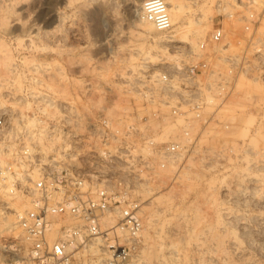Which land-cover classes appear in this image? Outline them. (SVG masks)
Instances as JSON below:
<instances>
[{
    "label": "rangeland",
    "instance_id": "374dc122",
    "mask_svg": "<svg viewBox=\"0 0 264 264\" xmlns=\"http://www.w3.org/2000/svg\"><path fill=\"white\" fill-rule=\"evenodd\" d=\"M127 2L0 0V108L8 107L9 113L26 118L32 132L36 129L33 141L40 150L49 152L60 144L57 135L52 138L41 130L44 119L63 116L67 103L78 109L83 130L82 125L98 114L111 115L109 108L118 102L128 110L110 116L116 119L143 102L139 90L144 83L136 81L139 71L148 78L171 60L161 59L164 43L159 35L183 31L188 20L200 16L206 6L211 15L203 22L205 36L216 3L178 0L185 9L182 18L169 32H160L145 22L137 25L135 9ZM55 8H59L60 18L54 16ZM33 22L37 28H30ZM110 32L114 37L107 40ZM178 45H184V51L190 48L188 43L172 40L168 44L172 55L182 52L184 46ZM247 89L245 96L236 99L238 106L246 108L231 117L235 124L211 125L200 145L185 157L179 174L163 173L151 181L153 193H143L145 245L141 258L149 259L148 264H264V86L251 84ZM255 93L260 104L253 102ZM100 95L103 104L92 105ZM251 116L255 120L246 133L244 125ZM10 181V177L0 180V264H14L25 255L15 218L17 211L27 207L26 197L10 195L5 188ZM160 194L164 200L158 202L155 197ZM15 202L22 207L11 206ZM7 214L15 216L10 228Z\"/></svg>",
    "mask_w": 264,
    "mask_h": 264
},
{
    "label": "built area",
    "instance_id": "2783aa9c",
    "mask_svg": "<svg viewBox=\"0 0 264 264\" xmlns=\"http://www.w3.org/2000/svg\"><path fill=\"white\" fill-rule=\"evenodd\" d=\"M166 6L161 32L173 28ZM210 25L149 73L131 112L100 113L80 130L67 103L62 117L44 119L41 134L61 139L49 152L37 148L24 116L0 108V180L10 177L8 193L29 200L16 212L25 255L14 264H146L144 185L177 172L210 125L235 124L227 108L248 85L264 86V0H218ZM93 245L102 258L90 257Z\"/></svg>",
    "mask_w": 264,
    "mask_h": 264
},
{
    "label": "bare ground",
    "instance_id": "6f19581e",
    "mask_svg": "<svg viewBox=\"0 0 264 264\" xmlns=\"http://www.w3.org/2000/svg\"><path fill=\"white\" fill-rule=\"evenodd\" d=\"M64 2H66V4L69 2V0H63ZM128 2H129V4H131L133 7H134V9H135V13H134V19H135V21L137 22V25H141V24H143V22L141 21V19H140V16H139V9L141 8V5L142 4H140V0H127ZM168 4H170V6H169V10H170V14H171V17H172V24L174 25L176 22H177V20H178V18H182V16H183V14H184V10H183V6L181 5V3H179L178 2V0H165ZM211 1V0H210ZM212 1H214V0H212ZM216 2L218 1V0H215ZM127 2V3H128ZM210 4V3H209ZM209 6V5H208ZM203 7V6H202ZM57 8V7H56ZM54 9L53 10V13H54V16L55 17H57V18H60L61 16H60V13H59V8L58 9ZM205 8V10H206V8L208 9V7H204ZM211 8V7H210ZM209 8V9H210ZM201 10H203V8L201 9ZM205 10H203V13L202 14H200V16H198V17H196L195 19H190V20H188V22H187V25L185 26V29L183 30V31H180L178 34L176 33V34H172V35H169V36H162V35H159L160 36V40H161V42H160V40H158L161 44H163V46H161V48H160V51H161V54H160V56H161V59H163V58H171V59H173L178 53H176V54H173L172 55V53L168 50V44H169V42L170 41H172V40H178V42H183V43H188L190 46H193V45H195V43H196V40L200 37V39L204 36V34H205V32L207 31L206 30V28H207V25H204L203 24V22L205 21L206 22V19L208 18V12L207 11H205ZM209 13H210V10H209ZM211 15V14H210ZM209 15V16H210ZM17 19H18V17H17ZM16 20V19H15ZM18 21V20H17ZM145 24L146 25H148V26H151V28L153 27L150 23H146L145 22ZM30 28H37V25H36V23L35 22H33V23H31L30 24ZM150 28V27H149ZM174 28V27H173ZM33 30V29H32ZM38 30V29H37ZM37 32V31H36ZM161 32V31H160ZM160 34V33H159ZM112 33L110 32V33H108V35H107V37H108V39L107 40H109L110 38H112V37H114V36H112ZM117 37V36H116ZM157 41V43L159 44V42ZM117 44V43H116ZM160 44V45H161ZM35 46H36V44H35ZM45 46V45H44ZM157 46V45H156ZM182 46H184V45H178V47H182ZM118 47V46H117ZM159 47V46H158ZM185 46L184 47H182V51H184L185 49ZM135 50H136V48H134ZM140 50V49H139ZM1 51V50H0ZM137 51V50H136ZM150 51V50H149ZM149 51H147V52H149ZM156 51V50H155ZM153 52V54H155L156 52ZM2 52V51H1ZM0 52V53H1ZM157 52H159V51H157ZM160 53V52H159ZM5 54V53H4ZM143 54V53H142ZM144 54H146L145 52H144ZM1 55H2V53H1ZM148 55H149V53H148ZM155 55H157V54H155ZM152 56V55H151ZM159 56V57H160ZM2 57H6V56H2ZM144 57V56H143ZM157 57V56H156ZM158 57V58H159ZM146 58V57H145ZM149 58V57H148ZM148 58H146L147 60H150V59H148ZM10 59V58H9ZM145 59V60H146ZM12 60V59H11ZM141 61H144V59L143 60H141ZM140 61V62H141ZM9 62V61H8ZM141 63H143V62H141ZM145 63V62H144ZM6 64V63H5ZM45 64V63H44ZM134 64V63H133ZM149 64V63H148ZM13 65V64H12ZM12 65H9L8 66V69L10 68V67H12ZM136 65V64H135ZM138 65L141 67L142 65H144V64H139L138 63ZM147 65V61H146V63H145V66ZM7 66V65H6ZM5 66V67H6ZM37 66H40V65H37ZM131 66V65H130ZM134 65H132L131 67V69L133 70V68H135V67H133ZM138 66V67H139ZM149 66V65H148ZM147 66V67H148ZM4 67V66H3ZM13 67H15V66H13ZM36 67V66H35ZM43 67V66H42ZM47 67V66H46ZM7 69V70H8ZM12 69V68H11ZM35 69V68H34ZM37 69V68H36ZM44 69V68H43ZM47 69H49V68H47ZM144 70H145V68H143ZM143 69H141L140 68V70H143ZM46 70V69H45ZM135 70H137L136 68H135ZM8 71H10V70H8ZM12 73V72H11ZM136 73V72H135ZM8 74V73H7ZM10 74V73H9ZM44 74V73H43ZM134 74V73H133ZM132 74V75H133ZM6 75V74H5ZM7 76H9V75H7ZM49 77V76H48ZM145 77H146V75L144 74L143 75V73L142 72H140L139 71V74H138V76H137V80L136 81H138L139 80V82H143L144 83V80H145ZM1 78H3L2 76H1ZM1 80V79H0ZM10 80V79H9ZM135 80V79H134ZM134 80H131L132 82H134ZM3 81V80H2ZM2 81H1V84H3L2 83ZM12 81V80H11ZM131 81H129V82H131ZM135 81V82H136ZM4 82V81H3ZM128 82V83H129ZM10 83V82H9ZM145 84V83H144ZM17 85V84H16ZM132 85H135V83L134 84H131V86ZM137 85H138V83H137ZM136 85V86H137ZM14 87H15V85H14ZM8 88V87H7ZM10 88V87H9ZM12 89V88H11ZM17 91V90H16ZM15 91V92H16ZM10 92H11V90H10ZM14 92V93H15ZM12 95V94H11ZM65 98V97H64ZM90 101H91V99H90ZM102 101H103V96H99L98 97V99H94V100H92V105H96L97 107H100V104L102 103ZM89 102V101H88ZM91 104V103H90ZM103 104V103H102ZM101 104V105H102ZM74 105V104H73ZM75 106V105H74ZM111 107H112V109H111ZM110 108H109V110H110V114L112 115H115L116 114V112L119 110V111H121L120 109H122V110H128V106H126V105H123V104H121L120 102H118V103H116L115 105H112ZM88 109L90 110V108L88 107ZM98 109V108H97ZM227 110L228 111H230L232 114H235L238 110H240V108H239V106H238V104H236V102L234 101V102H232L229 106H228V108H227ZM85 111V110H84ZM91 112V110L89 111V113ZM77 113H78V109H77ZM82 113H84V112H82ZM86 113H88V112H86ZM119 113V112H118ZM120 114V113H119ZM79 115V114H78ZM82 115V114H81ZM111 115H109V116H111ZM86 116V115H85ZM83 117H84V115H83ZM80 116L78 117V121L80 122ZM88 119V118H87ZM233 119V118H232ZM254 120H255V117H253V116H251L248 120H247V122L245 123V132L246 133H248V131H251V130H249L250 129V127L252 126V124H253V122H254ZM209 128H212V126L210 125L207 129H206V131L204 132V134L201 136V138H200V140L202 139V137L205 135V133L208 131V129ZM214 134V133H213ZM57 138V137H56ZM200 140H199V145H200ZM204 140V139H203ZM206 140V139H205ZM42 142V141H41ZM49 142H50V140H49ZM48 142V143H49ZM50 144V143H49ZM52 144V143H51ZM43 146H44V143H43ZM51 146V145H50ZM50 146L48 145V147L50 148ZM44 147H46V145L44 146ZM45 149V148H44ZM48 149V148H47ZM47 151V150H46ZM227 155V154H226ZM228 156V155H227ZM190 157H192V155L190 156ZM205 158V157H204ZM189 160V159H188ZM253 160V159H252ZM191 161V160H190ZM256 161V160H255ZM187 163V162H186ZM253 165V164H252ZM183 168V166H181L180 167V169H178V173L177 174H179V172H180V170ZM175 169L174 168H169L166 172H168V173H170V174H173V173H175V171H174ZM187 170V169H186ZM185 173H187V172H185ZM176 174V175H177ZM160 182H161V179H160ZM239 184V183H238ZM237 184V185H238ZM160 186V185H159ZM227 186H229V185H227ZM152 190H154V186H153V184H151V182H149L148 184H145L144 185V189H143V193L144 192H146V193H153V191ZM17 196H19V195H17ZM16 196V197H17ZM23 196V195H22ZM15 197V198H16ZM155 199H157L158 200V202H161V201H163L164 200V196H162V194H160V195H157L156 197H155ZM26 205L27 206H29V200L26 198ZM172 203V202H171ZM170 203V204H171ZM21 204H19V202H15L14 204H12L11 206H13L14 208L16 207V209H17V207L19 208V206H20ZM20 207H22V206H20ZM17 211V210H16ZM11 212V211H10ZM155 212V211H154ZM154 212H152L151 214H153ZM12 213V212H11ZM13 214H7L6 215V221H8V224H9V228H10V226H11V224H12V222L13 221H15L14 220V218H15V216L13 215ZM12 216V217H11ZM16 219V218H15ZM150 220V222L149 223H151L152 221H153V216H151L150 218H149ZM11 223V224H10ZM13 226H14V224H12ZM20 231V230H19ZM145 233V232H144ZM56 234V232H54L52 235L54 236ZM91 250H92V254H91V258H94V259H100V258H102L103 257V254L101 253V251H100V248H99V245H93V247L91 248ZM142 255V254H141ZM145 255V254H144ZM148 255V254H147ZM142 257V256H141ZM144 257V256H143ZM146 258V257H145ZM145 258H141V262L143 263V262H146V264H148L149 262H148V257H147V259L148 260H146ZM150 258V257H149ZM146 260V261H145ZM17 262H20L21 261V259H17L16 260ZM154 264V263H153Z\"/></svg>",
    "mask_w": 264,
    "mask_h": 264
},
{
    "label": "clouds",
    "instance_id": "9594fccd",
    "mask_svg": "<svg viewBox=\"0 0 264 264\" xmlns=\"http://www.w3.org/2000/svg\"><path fill=\"white\" fill-rule=\"evenodd\" d=\"M139 16L142 22L150 23L157 30H164L169 26L165 0H143Z\"/></svg>",
    "mask_w": 264,
    "mask_h": 264
}]
</instances>
